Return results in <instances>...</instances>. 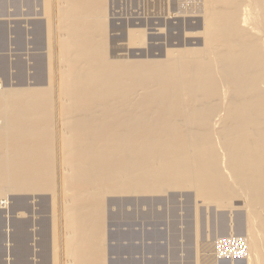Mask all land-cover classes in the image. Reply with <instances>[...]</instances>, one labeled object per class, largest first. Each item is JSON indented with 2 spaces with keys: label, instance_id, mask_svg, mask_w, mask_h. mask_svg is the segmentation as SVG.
<instances>
[{
  "label": "bare ground",
  "instance_id": "bare-ground-1",
  "mask_svg": "<svg viewBox=\"0 0 264 264\" xmlns=\"http://www.w3.org/2000/svg\"><path fill=\"white\" fill-rule=\"evenodd\" d=\"M19 2L38 7L42 21L33 18L28 33L45 46L46 74L40 54L33 85H0L2 264L57 262L53 212L52 258H22V241L38 227L10 224L18 202L11 194L65 193V264H108L107 198L183 189L193 191L196 207L228 209L238 200L244 223L236 249L246 264H264V0H199L202 25L193 34L201 46L142 60L111 56L108 0ZM143 30L128 31L129 46L143 45Z\"/></svg>",
  "mask_w": 264,
  "mask_h": 264
},
{
  "label": "rangeland",
  "instance_id": "rangeland-1",
  "mask_svg": "<svg viewBox=\"0 0 264 264\" xmlns=\"http://www.w3.org/2000/svg\"><path fill=\"white\" fill-rule=\"evenodd\" d=\"M108 1L111 56L115 59H162L169 53V50L175 47L201 46L202 38L200 35L196 36L195 34L194 36L193 34L199 31L202 25V18L197 12L199 0ZM34 4V2H30L31 6H29L19 0H0V85L2 88L33 85L35 80L33 81L31 76L35 71L34 58L39 57L40 54L43 56L40 57L41 65H43L42 71L46 74L45 46H39L41 49L36 47L28 33L31 24L36 21L34 19L42 21L41 16L34 14V10L38 9ZM19 27L22 30L20 41H18L17 35ZM138 28L144 29L146 39L141 46H129L127 43L128 31ZM32 58L34 61L31 60ZM43 61L45 65L42 63ZM19 70L23 71L22 78L24 79H19ZM44 73L42 78L46 82ZM43 80L41 81L44 83ZM173 191H167L168 193L165 192L162 195L154 194L157 196H148V194L112 196L113 198L110 196V199H113L111 202L109 197L107 198L106 204L108 205V202H110L109 205L113 204L112 211L107 205L105 207L107 213L105 215L108 219H106L105 226L110 227V230L106 228V234L109 236L106 235V242L108 239L110 243L107 255H111V259L106 256L110 261L108 264H210L212 262L215 264H246L244 256L234 244V241L241 239L243 232L244 212L240 208V202L234 201L235 203L233 202L232 205L234 207H230L231 210L229 207L225 209L214 204H206L208 206L200 204L196 207L192 190ZM10 197L16 202L18 200L15 203L17 206L12 205L9 209V216H12L10 224L16 223L17 226H25L22 228L28 230L32 229L30 228L32 225L35 228L38 227L35 232L27 230L28 236L22 241V244L25 245L24 248L27 249H25L22 258L26 261L31 259L34 254L39 256L42 262H47L46 259L52 258L48 238H50L49 226L53 223L51 220L54 213L56 218L54 223L56 224L53 225L57 235L56 246H54L57 251L54 250L53 257L57 258L56 264H65L67 258L64 243L66 230L62 212L66 200L65 193L58 190L54 197L48 194L27 196L11 194ZM54 198L56 199L54 203H56L52 204ZM19 201L22 204L18 205ZM107 211L111 212L112 216ZM3 218L4 213L0 210V264H2L5 254L6 236ZM117 230H120L119 236L115 234ZM112 231L115 233L111 234ZM122 233H125L124 236ZM10 241L12 240L10 239ZM35 241L40 246L36 245L37 249L33 248ZM113 241L115 242L113 243ZM220 242L227 243V252H219ZM10 254L18 260H23L13 249Z\"/></svg>",
  "mask_w": 264,
  "mask_h": 264
},
{
  "label": "crops",
  "instance_id": "crops-1",
  "mask_svg": "<svg viewBox=\"0 0 264 264\" xmlns=\"http://www.w3.org/2000/svg\"><path fill=\"white\" fill-rule=\"evenodd\" d=\"M5 245V244H4ZM5 249V248H4Z\"/></svg>",
  "mask_w": 264,
  "mask_h": 264
}]
</instances>
